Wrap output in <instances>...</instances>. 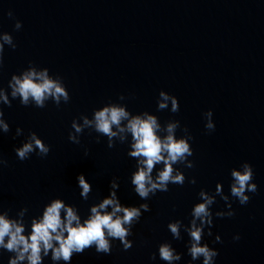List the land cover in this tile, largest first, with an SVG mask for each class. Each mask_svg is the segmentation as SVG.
Masks as SVG:
<instances>
[{"label": "water", "instance_id": "obj_1", "mask_svg": "<svg viewBox=\"0 0 264 264\" xmlns=\"http://www.w3.org/2000/svg\"><path fill=\"white\" fill-rule=\"evenodd\" d=\"M16 19L23 22L20 30L14 29ZM3 31L13 34L17 47L5 45L0 67V88L12 101L11 106L0 104L10 124L9 132L0 131V156L8 161L0 165V210L16 215L27 206L25 221L30 223L48 200L61 196L86 216L108 194L113 177L119 178L122 202L141 203L130 182L135 167V158L127 155L131 135L122 134L126 139L121 140L118 134L109 148L107 136L84 125L97 107L114 102L132 114L145 109L157 114L164 136L177 119V135L187 125L194 136L188 160L195 167L174 165L185 172L184 184H170L168 191L148 198L150 210L134 222L129 249L116 239L110 254L89 248L74 254L71 264H167L158 254L162 242L184 254L173 264H186L191 259L186 229L202 188L215 200L213 212L230 211L224 196L236 210L232 217L214 216L211 236L205 229L204 239L219 249L216 264H264V0H0ZM30 61L37 71L47 66L51 77L64 80L71 96L67 103L61 98L58 107L49 99L40 108L11 97L12 73ZM161 88L179 97L178 112H171L170 103L158 111ZM209 108L214 131L205 129L203 113ZM74 117L83 128L79 144L68 138ZM18 125L23 135L13 138ZM32 130L51 150L46 157L33 153L20 160L14 147ZM113 130L118 132L116 126ZM245 160L254 166L258 191L247 193L251 198L241 205L231 197V169ZM162 167L154 168V178ZM81 172L93 185L87 200L77 186ZM193 176L195 184L189 183ZM217 181L224 184L220 194ZM175 220L182 222L180 239L168 228ZM216 233L222 242L213 243ZM236 233L239 240L233 239ZM9 255L0 253V264H7ZM44 264H52L50 256ZM192 264H202V258Z\"/></svg>", "mask_w": 264, "mask_h": 264}, {"label": "clouds", "instance_id": "obj_2", "mask_svg": "<svg viewBox=\"0 0 264 264\" xmlns=\"http://www.w3.org/2000/svg\"><path fill=\"white\" fill-rule=\"evenodd\" d=\"M8 16L12 17L13 12L9 10ZM23 22L15 20L14 29L20 30ZM12 49L17 43L11 32L0 33V67L4 64L5 45ZM49 68L44 66L37 71L32 62L21 70L14 72L8 81L11 88V97L19 98L22 105H29L30 101L35 102L36 107H45V101L54 99L55 104L61 105V98L67 103L71 96L67 85L61 77H51ZM123 94L119 98H123ZM162 98V99H161ZM171 104V112H178L180 109L179 97L161 88L157 97V109H168ZM0 104L11 106L12 101L6 90L0 88ZM205 129L214 131L216 122L213 119V109L209 108L203 113ZM122 121H127L126 125ZM84 125L93 127L94 131L109 138V148L114 147L112 140L119 135L121 140L126 139L125 133L131 135V143L127 155L135 158V167L131 172L130 182L134 192L141 198L139 204H127L121 201L118 195L120 181L113 177L110 181L108 194L90 206L89 213L82 216L76 204L67 202L61 196H54L48 200L42 211L33 215L30 223L25 221L28 207H21L16 215H11L8 209L0 210V253H10L7 264H44L46 257L50 256L52 264H71L74 254L83 253L86 249L95 248L98 253L110 254L113 241L118 239L125 250L133 245L129 236L133 233L134 222H138L143 212L150 210L148 198L155 195L157 191H168L170 184L183 185L186 180L184 171L174 168V165L185 164L186 168L195 167L194 160H188L193 156L192 147L193 134L187 125L183 126V134L177 135L181 127L180 120L167 125V135H162L161 124L158 123V115L147 109L132 114L130 110L121 104L114 102L104 103L94 110V118H84ZM116 126L117 131L113 130ZM23 127L17 126L15 137L23 135ZM0 131H10V124L5 118L4 108L0 107ZM83 132L82 126L74 117L71 121L68 138L70 141L79 144L80 135ZM99 141V140H97ZM51 150L42 136L35 130L28 133L27 137L14 147V151L20 160L29 159L33 153L40 157H46ZM8 161L0 156V165H7ZM157 165H163L155 178L153 170ZM254 166L250 161H243L238 167L231 169L232 181L230 184L231 197L238 199L241 205L250 200L247 193L258 191V184L254 179ZM77 186L83 199L89 198L93 185L85 173L77 175ZM196 177L190 178L189 183L195 184ZM224 184L217 181L215 192H223ZM200 202L195 203L192 208L194 219L191 227L186 231L190 236V245H186L187 252L191 259L186 264L202 258V264H216L219 249L210 246L204 239L205 229L207 234L212 235L211 226L215 217L235 216L236 210L228 196L223 199L228 202L230 211L226 214L223 211L210 210L215 203L213 196L208 195L201 189ZM110 209V210H109ZM197 219L200 224H197ZM181 221H170L168 228L175 239H180ZM240 234L233 236L239 240ZM222 242V237L216 233L213 243ZM159 258L167 264L174 261H181L183 253L170 242H162L158 247ZM156 259V253L152 254Z\"/></svg>", "mask_w": 264, "mask_h": 264}]
</instances>
